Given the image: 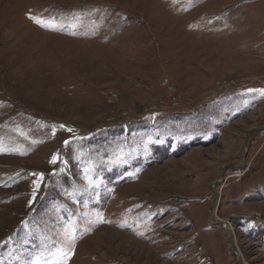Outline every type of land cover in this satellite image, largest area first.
Wrapping results in <instances>:
<instances>
[{
  "label": "rangeland",
  "instance_id": "rangeland-1",
  "mask_svg": "<svg viewBox=\"0 0 264 264\" xmlns=\"http://www.w3.org/2000/svg\"><path fill=\"white\" fill-rule=\"evenodd\" d=\"M0 264H264V0H0Z\"/></svg>",
  "mask_w": 264,
  "mask_h": 264
},
{
  "label": "water",
  "instance_id": "water-1",
  "mask_svg": "<svg viewBox=\"0 0 264 264\" xmlns=\"http://www.w3.org/2000/svg\"><path fill=\"white\" fill-rule=\"evenodd\" d=\"M213 219H214L215 221H222V220H220V219H218V218H215V217H213ZM222 222H224L226 225H228V223H227L226 220H224V221H222ZM229 231H231V230L229 229ZM236 255H237V257L242 261L240 255H239L238 253H236Z\"/></svg>",
  "mask_w": 264,
  "mask_h": 264
},
{
  "label": "snow or ice",
  "instance_id": "snow-or-ice-1",
  "mask_svg": "<svg viewBox=\"0 0 264 264\" xmlns=\"http://www.w3.org/2000/svg\"><path fill=\"white\" fill-rule=\"evenodd\" d=\"M67 143V142H66ZM55 160H56V157H53V161L52 162H55Z\"/></svg>",
  "mask_w": 264,
  "mask_h": 264
}]
</instances>
